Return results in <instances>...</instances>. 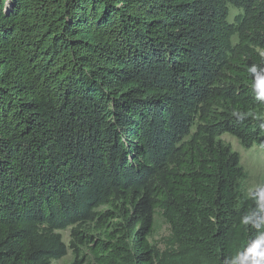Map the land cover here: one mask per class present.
I'll list each match as a JSON object with an SVG mask.
<instances>
[{"label":"trees","instance_id":"obj_1","mask_svg":"<svg viewBox=\"0 0 264 264\" xmlns=\"http://www.w3.org/2000/svg\"><path fill=\"white\" fill-rule=\"evenodd\" d=\"M253 65L264 0H0V264L68 250L71 264H223L243 250L255 202L220 138L264 151Z\"/></svg>","mask_w":264,"mask_h":264},{"label":"rangeland","instance_id":"obj_2","mask_svg":"<svg viewBox=\"0 0 264 264\" xmlns=\"http://www.w3.org/2000/svg\"><path fill=\"white\" fill-rule=\"evenodd\" d=\"M239 11L230 8L229 21L232 22L233 18ZM224 143L228 144L232 151L236 152L240 158V164L247 173V179L242 183V189L247 193L249 188H254L255 185L264 183V151L258 147L245 149L241 147L239 142L232 136L224 134L220 138ZM153 233L149 239L150 243L158 248L160 251L165 249V240L169 235L168 226L163 222L159 215H155ZM63 242L68 246L70 241V229L60 232ZM72 253L68 250L67 255L62 259L53 261L51 264H71Z\"/></svg>","mask_w":264,"mask_h":264},{"label":"clouds","instance_id":"obj_3","mask_svg":"<svg viewBox=\"0 0 264 264\" xmlns=\"http://www.w3.org/2000/svg\"><path fill=\"white\" fill-rule=\"evenodd\" d=\"M254 75L253 88L256 99L264 101V68L251 66ZM247 195L255 202V207L242 217L241 222L255 230V236L246 242L243 250L226 257L223 264H264V183L249 188Z\"/></svg>","mask_w":264,"mask_h":264}]
</instances>
